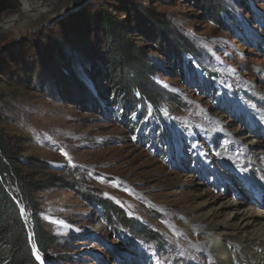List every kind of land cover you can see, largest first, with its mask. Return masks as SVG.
<instances>
[{"label":"rangeland","instance_id":"rangeland-1","mask_svg":"<svg viewBox=\"0 0 264 264\" xmlns=\"http://www.w3.org/2000/svg\"><path fill=\"white\" fill-rule=\"evenodd\" d=\"M217 1L223 15L196 0H93L40 29L33 19L0 28V58L12 53L8 67L22 73L0 74V129L39 161L32 177L63 179L37 198L56 238L50 264H219L205 228L242 234L226 225L239 222L237 207L221 204L233 196L264 211V160L254 158L264 154V0ZM125 4L151 59L155 108L86 55L99 9L121 16ZM121 212L156 236L124 226Z\"/></svg>","mask_w":264,"mask_h":264},{"label":"trees","instance_id":"trees-1","mask_svg":"<svg viewBox=\"0 0 264 264\" xmlns=\"http://www.w3.org/2000/svg\"><path fill=\"white\" fill-rule=\"evenodd\" d=\"M196 1L210 6L217 13H222L224 10L222 6H219L217 0ZM17 6V0H0V13ZM122 6L121 12L124 13L121 16L116 14L114 5L103 6L99 9L94 30L96 36L99 35V39L96 38L95 44L86 46V55L90 57L95 55V60H102L106 63L108 77L113 79L114 86L118 91L125 90L130 94L132 90H137L139 93L143 91V97L149 99L151 93L147 90L146 83L152 72L151 59L143 46L134 38L130 29L131 23L123 18L124 15L129 14L128 11H124L128 10V5ZM143 12L140 10L137 12L138 18L145 23L146 27L151 28L152 21ZM160 30H165L162 25H160ZM97 46L100 49H96ZM183 53L184 51L179 55L181 62L184 57ZM11 55L12 53H8V51L1 55L0 74L5 77L9 75L15 82L19 80L22 73L14 69L12 64L8 67L10 60H13V55ZM5 65L7 68L4 71L3 66ZM64 71L66 72L67 69ZM150 99L154 104L153 107H157V100ZM155 112L157 113L156 110ZM35 166H40L39 161L19 153L12 143V137L0 129V264H40L37 254L45 258L47 263L44 264H50L48 261L49 252L56 238L46 229L37 198L38 193L61 185L63 179L54 176L36 180L28 173V170ZM103 203L100 206L101 209L108 212V216H110L111 205ZM120 214L119 217L124 226L129 229L135 228L146 238L156 236L149 229H143L139 224L130 228L125 214L123 212Z\"/></svg>","mask_w":264,"mask_h":264},{"label":"bare ground","instance_id":"bare-ground-1","mask_svg":"<svg viewBox=\"0 0 264 264\" xmlns=\"http://www.w3.org/2000/svg\"><path fill=\"white\" fill-rule=\"evenodd\" d=\"M47 1L49 0H23V6L18 12L10 18L8 16L4 22H10L16 17L26 16ZM55 12L53 11L52 15ZM36 22L37 25L42 23L40 19H37ZM215 138L213 141H216ZM261 153L260 150L257 152L254 156L255 160H264V154H262L263 158L259 155ZM221 205L237 207V213L240 215L239 222L234 226L231 224L226 225L234 228L236 232L240 230L242 234H239L235 240H227L225 234L219 233L223 230L224 224H212L211 228L204 227L206 233L204 245L218 258L219 264H264V211L258 209L259 203L250 202L246 199L239 201L232 196L229 197V201ZM251 227H254V229L251 230ZM204 245L202 246L204 247Z\"/></svg>","mask_w":264,"mask_h":264},{"label":"water","instance_id":"water-1","mask_svg":"<svg viewBox=\"0 0 264 264\" xmlns=\"http://www.w3.org/2000/svg\"><path fill=\"white\" fill-rule=\"evenodd\" d=\"M93 0H49L42 4L39 8L32 10L29 14L23 17H16L12 19L10 22H4L3 25L0 26V28L5 27V25L13 26L15 24H23L21 23L26 20L34 22V26L37 28H43L44 26L50 25L52 23H55L59 19H61L63 16L69 14L70 12H73L86 4L90 3ZM21 8V7H20ZM19 8V9H20ZM19 9H12L7 11V14H14L17 13ZM53 11H56L55 14L52 15ZM40 19L42 23L37 25L36 20ZM30 25H32V22Z\"/></svg>","mask_w":264,"mask_h":264}]
</instances>
